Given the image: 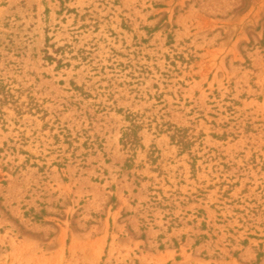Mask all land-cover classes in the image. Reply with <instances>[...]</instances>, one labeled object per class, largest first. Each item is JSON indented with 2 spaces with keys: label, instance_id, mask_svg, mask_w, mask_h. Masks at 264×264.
<instances>
[{
  "label": "rangeland",
  "instance_id": "rangeland-1",
  "mask_svg": "<svg viewBox=\"0 0 264 264\" xmlns=\"http://www.w3.org/2000/svg\"><path fill=\"white\" fill-rule=\"evenodd\" d=\"M0 264H264V0H0Z\"/></svg>",
  "mask_w": 264,
  "mask_h": 264
}]
</instances>
